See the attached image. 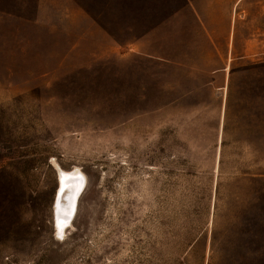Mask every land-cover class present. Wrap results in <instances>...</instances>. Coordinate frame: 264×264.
<instances>
[{
    "label": "rangeland",
    "instance_id": "374dc122",
    "mask_svg": "<svg viewBox=\"0 0 264 264\" xmlns=\"http://www.w3.org/2000/svg\"><path fill=\"white\" fill-rule=\"evenodd\" d=\"M74 5L0 0V264H264L248 231L264 197V18L245 17L230 59L186 66L158 57L157 33L152 55L81 43ZM148 6L121 0L102 20L154 26L160 0ZM56 163L86 179L62 235Z\"/></svg>",
    "mask_w": 264,
    "mask_h": 264
},
{
    "label": "crops",
    "instance_id": "0c3cea01",
    "mask_svg": "<svg viewBox=\"0 0 264 264\" xmlns=\"http://www.w3.org/2000/svg\"><path fill=\"white\" fill-rule=\"evenodd\" d=\"M121 0H97L101 8L94 11L89 3L75 0L74 15L87 20L81 22L80 42L102 44L103 48L113 54L121 50L142 52L152 55L147 49L159 35L158 57L165 63L176 65H194L198 58L217 56L223 63L232 55L237 46V32L248 23L245 17L253 9L257 17L264 18V0H160L159 21L154 26L141 28H117L102 20L115 7L118 9ZM142 8L149 7L151 0H138ZM129 9L132 3L129 1ZM68 14V13H67ZM72 15V11L69 13ZM108 17V16H107ZM86 26V28H85ZM257 26L264 32V20ZM243 47L248 39H243ZM204 61L203 63H207ZM216 63V62H215Z\"/></svg>",
    "mask_w": 264,
    "mask_h": 264
},
{
    "label": "bare ground",
    "instance_id": "6f19581e",
    "mask_svg": "<svg viewBox=\"0 0 264 264\" xmlns=\"http://www.w3.org/2000/svg\"><path fill=\"white\" fill-rule=\"evenodd\" d=\"M56 165L60 173V179H59L60 189H59L58 197L55 203L56 214H57L56 215L57 216L56 226H57L58 234L62 235L64 232L65 225L67 224V222H69L67 217H71V216H67V217L65 215L62 216L61 213L64 211L69 213L72 210L73 204L76 203L74 201L76 200L74 196L77 192L80 193L79 191H81L86 179H85V175L83 174L79 166H75L71 170H65L62 167H60L57 163ZM71 184L73 186V196L71 197V205L69 208H67L68 210H64L62 206L63 193H64V190ZM65 220L67 221L64 222Z\"/></svg>",
    "mask_w": 264,
    "mask_h": 264
},
{
    "label": "trees",
    "instance_id": "16d2710c",
    "mask_svg": "<svg viewBox=\"0 0 264 264\" xmlns=\"http://www.w3.org/2000/svg\"><path fill=\"white\" fill-rule=\"evenodd\" d=\"M263 188H264V184H263ZM264 190V189H263ZM262 200V203H261V206L259 205V210H260V217H261V220L260 221H256L254 223V226H253V229H249L248 231L251 232L252 236H254L257 240L258 239H263L264 238V228L261 227L263 224H262V221H264V197L261 198ZM253 224V222H252ZM256 225V226H255ZM259 247V246H257Z\"/></svg>",
    "mask_w": 264,
    "mask_h": 264
}]
</instances>
